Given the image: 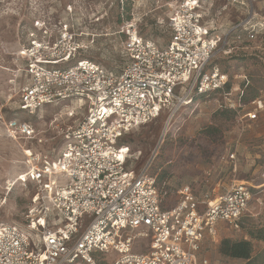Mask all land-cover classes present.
Returning <instances> with one entry per match:
<instances>
[{
    "label": "built area",
    "instance_id": "1",
    "mask_svg": "<svg viewBox=\"0 0 264 264\" xmlns=\"http://www.w3.org/2000/svg\"><path fill=\"white\" fill-rule=\"evenodd\" d=\"M212 24L202 0L171 6L163 45L143 38L135 19L125 21L118 31L124 60L119 71L91 60L64 65L84 48L67 24L53 28L41 23L28 32L16 53L24 63L18 110L34 114L72 100L86 112L61 131L57 154L24 151L29 154L16 184L31 188L28 211L23 228L0 221V264H198L204 244H218L219 224L239 230L253 199L246 184L233 183L202 200L183 185L176 203L163 207L149 173L153 158L138 173L128 170L129 150L118 144L163 113L169 123L196 97L223 91L228 76L207 69L223 38ZM261 32V25L248 19L227 34L240 41L243 34L253 40ZM252 105L248 121L264 113L260 100ZM74 114L72 109L68 117ZM0 127L8 139L37 141L27 121L0 115ZM220 161L235 168L234 153L223 154ZM136 240L147 241L145 252L133 251ZM112 254L116 257L109 262Z\"/></svg>",
    "mask_w": 264,
    "mask_h": 264
},
{
    "label": "rangeland",
    "instance_id": "2",
    "mask_svg": "<svg viewBox=\"0 0 264 264\" xmlns=\"http://www.w3.org/2000/svg\"><path fill=\"white\" fill-rule=\"evenodd\" d=\"M176 1L179 0H0V115L3 120L29 122L37 135L35 142L14 141L6 138L0 127L1 222L21 228L25 224L31 188L16 184L25 170L28 152L24 151L57 154L62 146L61 131L86 112L72 100L46 105L34 114L18 110L16 92L23 81L24 63L17 60L16 53L26 44L28 32L41 23L53 28L67 24L79 35L84 48L64 65L91 60L119 71L124 64L123 37L118 34L121 24L133 18L143 38L163 45L169 36L167 17ZM202 1L209 8V19L217 34L221 38L227 35L224 41L221 39L207 69L218 68L228 76V92L196 97L192 104L179 109L169 123L163 113L132 130L118 144L129 150L128 170L138 173L153 158L149 173L156 179L163 207L176 203L183 185H188L202 200L205 194L212 199L224 193L233 183L246 184L253 199L240 220L239 230L219 224L218 244L207 241L198 255V264H245L219 254L218 246L224 238L250 240L253 264H264V240L249 236L264 229V113L260 112L255 121L246 118L253 109L252 99L264 104V0ZM248 19L262 27L255 39L248 40L243 34L242 40L237 41L234 34H227L231 27ZM72 109L75 114L68 117ZM232 153L235 168L230 162L220 161L223 154ZM146 244L147 241L136 240L133 251L145 252ZM115 257L112 254L109 262Z\"/></svg>",
    "mask_w": 264,
    "mask_h": 264
},
{
    "label": "trees",
    "instance_id": "3",
    "mask_svg": "<svg viewBox=\"0 0 264 264\" xmlns=\"http://www.w3.org/2000/svg\"><path fill=\"white\" fill-rule=\"evenodd\" d=\"M229 87L230 85L228 84V81H227L226 85L224 86L223 91L225 90L226 92H228ZM216 92H219V91H215L213 93H216ZM203 96L205 95H200L199 98ZM253 101H258V100L252 99V102ZM239 106L241 105L239 104ZM249 236L251 239H254V240H264V229L251 232L249 233ZM218 252L222 257H225V258L243 260L245 261V264L254 263V258H252V243L250 240L235 241V240H231L228 238H224L219 243Z\"/></svg>",
    "mask_w": 264,
    "mask_h": 264
},
{
    "label": "crops",
    "instance_id": "4",
    "mask_svg": "<svg viewBox=\"0 0 264 264\" xmlns=\"http://www.w3.org/2000/svg\"><path fill=\"white\" fill-rule=\"evenodd\" d=\"M216 31H217V29H216ZM217 33V32H216ZM237 183H239V182H237ZM218 237H219V231H218ZM217 245V244H216Z\"/></svg>",
    "mask_w": 264,
    "mask_h": 264
},
{
    "label": "bare ground",
    "instance_id": "5",
    "mask_svg": "<svg viewBox=\"0 0 264 264\" xmlns=\"http://www.w3.org/2000/svg\"><path fill=\"white\" fill-rule=\"evenodd\" d=\"M29 154V153H28ZM13 185H14V183H13Z\"/></svg>",
    "mask_w": 264,
    "mask_h": 264
}]
</instances>
